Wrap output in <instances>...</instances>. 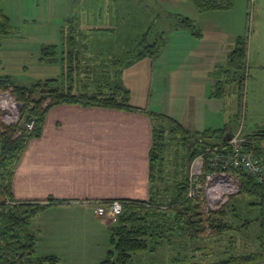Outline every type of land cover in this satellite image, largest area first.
<instances>
[{
    "label": "rangeland",
    "instance_id": "1",
    "mask_svg": "<svg viewBox=\"0 0 264 264\" xmlns=\"http://www.w3.org/2000/svg\"><path fill=\"white\" fill-rule=\"evenodd\" d=\"M91 2L97 7L96 14H101L96 15L97 19H92L95 16L89 18L82 14L92 13L88 12V4L85 0H3L0 7L9 16L11 31L8 34L0 33V74H8L15 84L25 86L41 79L62 78L66 67L60 58L61 26L69 30L68 28L73 25L76 46L81 53L82 62L94 70L89 78L94 80H87L80 69L75 71V76L80 83L84 81L89 85L92 84L90 91L94 92L99 85L112 82L109 74L113 69L110 71L109 55L112 51H118L115 45L112 48L109 44L101 42L105 37L100 33L103 29H106L104 32L106 31L108 36L111 35L115 43H118L120 38L126 39L127 35L124 32L130 31L134 34L135 29L139 30V33L134 34L132 44L135 43L134 39L138 35L141 36L139 42L142 36H148L146 41L150 43L163 32L165 37L163 48L155 57L154 64V72L157 76L162 70L163 76L170 73L173 75L172 69L178 67V60L182 57L189 58L188 54L192 48L201 53L204 59L207 57L218 59L216 72L214 71L215 75H213L218 86L212 91H220L218 87H223L222 95L212 96L209 90L200 102H196V107H192L190 122L186 125L201 131L227 126L232 133L241 131V134L246 136L264 134V0H236L230 10L197 12L196 15L189 9L190 3H193L191 0H92ZM20 3H24L23 8ZM98 4H103V9L98 8ZM114 6L121 10L124 7L123 13L118 10L114 12ZM115 13L119 15L114 16ZM181 17H187L193 22L180 24ZM69 19H72L73 23L66 22ZM107 26H114L117 34L112 27L107 29ZM238 35L247 38V57L243 68L236 71L223 59V56L225 50L233 47ZM105 39L108 40L107 37ZM46 45L58 46L56 61L50 59L55 56L50 53L51 48L46 49L50 54H44L42 49ZM137 45L140 47H131L130 52L126 53V58L121 55L118 58L124 57V61H129L139 49L143 48L144 42ZM123 47L121 44L120 49L126 50ZM101 58L107 61L102 63ZM65 76L67 78L68 74ZM242 78H244L243 85L240 83ZM74 91L77 93L80 91L78 84L75 85ZM157 98L159 102H163L162 105H168L173 101L170 96L162 95ZM163 124L167 129L170 126L168 121H163ZM182 136L179 134L174 136L166 131L165 140L168 145L164 155L166 166L171 171L174 166L178 168V161L181 162V175L188 169V162L184 156L185 140ZM260 146L262 148L259 156L264 163V141L260 142ZM10 170L8 162L0 164V184L5 175L3 173ZM51 216L49 212L45 214L44 227L47 232L44 231L45 234L40 235L34 230V233L37 236V245L40 242L41 245H46L47 252L51 249L59 252L60 256H57L60 258V264H99L98 262L105 258L107 250L113 248L110 235L114 223L102 225L91 220L81 222L77 232H84L87 237L75 238L73 243L68 233L73 232L74 227L69 230L67 226L50 225L53 220ZM100 219L105 221L101 217ZM32 223L34 225V220ZM172 231L173 233L166 232L167 238H164L162 244L154 246L153 250L134 253L131 264H175V259L180 257L183 259L185 256L191 262L212 261L221 258L231 246L236 253H249L260 248V242L254 239V236L259 234V227L255 228L253 234L234 231L233 237L228 233L216 236L210 234L208 230L203 238L194 241L188 236L183 237L178 231ZM37 245L39 253L41 248Z\"/></svg>",
    "mask_w": 264,
    "mask_h": 264
},
{
    "label": "trees",
    "instance_id": "2",
    "mask_svg": "<svg viewBox=\"0 0 264 264\" xmlns=\"http://www.w3.org/2000/svg\"><path fill=\"white\" fill-rule=\"evenodd\" d=\"M3 0H0V4ZM200 13L208 11H226L234 7L236 0H191ZM73 23L72 19L66 20ZM193 22L187 17H181L179 23L189 24ZM61 60L66 67L62 78H49L25 86L17 85L10 75L0 74V88L12 89L18 101L22 104L21 117L23 120L35 119V127L31 131L24 130L16 136L19 125H6L0 121V164L8 162L11 170L4 172L0 184V264H60L57 255H36L37 236L30 229L32 219L49 202L40 200H17L11 191L12 170L17 163L31 138L41 136L48 111L60 104L78 103L83 106H96L111 109L138 111L148 115L154 121L153 144L150 150V174H149V198L120 199L123 202V212L119 219L111 227L110 243L113 246L108 250L105 258L99 264H131L136 252L153 250L154 246L163 243L166 232L178 231L191 240L203 238L209 230L210 234L221 236L232 232L251 233L259 227V234L254 236L255 241L260 242L258 251L249 253H236L231 246L221 258L212 261H195L185 256L177 258L175 264H264V182L260 183L249 176L241 168H231L240 182L239 193L230 195L228 202L219 209L205 214L202 204L188 196L190 186V164L194 158L201 154L205 156L204 175L210 170L209 157L214 154V147L225 146L228 140L224 135L230 129L224 128L206 129L204 131H191L178 120L166 114L137 107L130 102V90L123 83L121 74L125 67L130 66L146 55L156 57L160 54L164 36H159L152 42L146 41L142 36L140 42H144L129 61L112 57L110 59L112 71L110 81L107 84L90 91L88 82H79L75 71L80 69L89 79L94 70L88 68L82 61L81 53L77 48L73 25L66 30L61 26ZM11 31L9 16L0 7V33L8 34ZM68 32V35H66ZM200 33V32H199ZM138 42L137 44H140ZM86 47V45H85ZM139 48L140 46L137 45ZM50 52L52 61H56L58 53L57 45H46L43 52ZM247 57V38L238 35L235 44L228 54V64L234 70L243 68ZM107 60L101 58L103 63ZM122 63V64H121ZM82 67L83 69H81ZM65 74H68L67 78ZM93 77V76H92ZM67 80V81H66ZM94 80V79H93ZM229 80V79H228ZM63 81V84L61 82ZM244 78L240 80L243 85ZM78 84V93L74 91ZM218 86V85H216ZM220 91H215L213 96H221ZM107 90V91H102ZM163 121H168V129ZM166 131L172 135H183L185 154L188 169L181 175V162L178 168L169 169L166 166ZM232 131V130H231ZM255 139V149L258 156L261 153L260 142L264 141V134L247 135ZM218 137V138H217ZM217 138V140H215ZM222 151V150H220ZM260 157V156H259ZM48 199L47 201H52ZM110 200H101L100 203H110ZM233 217V219H231ZM258 225V226H257ZM211 237V236H209ZM167 238V237H166ZM160 239V240H159ZM162 241V242H161ZM182 261V262H181Z\"/></svg>",
    "mask_w": 264,
    "mask_h": 264
},
{
    "label": "crops",
    "instance_id": "3",
    "mask_svg": "<svg viewBox=\"0 0 264 264\" xmlns=\"http://www.w3.org/2000/svg\"><path fill=\"white\" fill-rule=\"evenodd\" d=\"M91 1L85 0L88 12L92 13L82 14L89 18L95 16L92 19H97L101 14H96L97 7ZM22 5L24 3H20L21 7ZM98 6L100 9L104 7L103 4ZM113 9L114 12L124 11V7L123 10L117 6ZM179 9L182 11V8ZM189 9L194 15L198 14L193 3H190ZM109 27L117 30V25L116 28L107 26V29ZM104 30L106 29L98 31L105 35L101 42L109 44L112 48L115 45V49H118L116 52H110V58H118L120 55L126 58V53L130 52L131 47L137 46L141 37L138 35L134 39L136 44H132L134 34L139 33V30L135 29L134 34L130 31L124 32L126 39L119 37L118 43H115L111 35L108 36ZM121 44L126 50L120 49ZM232 48L225 50L224 56L221 54L226 62ZM188 55L189 58L182 57L178 60V67L172 69L173 75L170 73L163 76L162 70L157 76L154 72L155 57L149 55L125 67L121 78L130 90L131 104L166 114L187 126L196 102H200L209 90L212 96L216 91H212L216 86L213 75L218 63L215 57L204 59L195 48H192ZM124 57H121V60H124ZM162 95L170 96L173 101L162 105L163 102H159L157 98ZM153 127L154 121L138 111L83 106L78 103L52 107L46 115L41 136L29 140L17 166L12 170L11 191L17 200H40L50 203L32 219L34 225L31 223L30 229L44 235L47 232L44 227L45 214L49 212L53 219L50 225L67 226L69 230L74 227V231L68 233L70 241L74 243L75 238L87 237L84 232H77L81 222L91 220L102 225L112 223L106 217H101L105 221L101 220L94 211V207L101 200L148 199ZM187 128L191 131H201L190 126ZM48 199L53 200L47 201ZM37 247L41 248L39 253L36 248L38 256H60L59 252L53 249L47 252L46 245H41L40 242Z\"/></svg>",
    "mask_w": 264,
    "mask_h": 264
},
{
    "label": "built area",
    "instance_id": "4",
    "mask_svg": "<svg viewBox=\"0 0 264 264\" xmlns=\"http://www.w3.org/2000/svg\"><path fill=\"white\" fill-rule=\"evenodd\" d=\"M19 104L11 88H0V121L6 125H19L16 136L35 127V119H22ZM205 156H197L190 164L188 191L190 198L202 204L205 214L220 208L230 195L240 190L239 179L231 168H241L256 181L264 182V163L256 152L253 136L242 135L239 131L232 133L227 145L214 147V154L208 160L210 170L201 179L204 175ZM94 211L96 215L116 223L123 212V202L115 199L110 203H98Z\"/></svg>",
    "mask_w": 264,
    "mask_h": 264
},
{
    "label": "water",
    "instance_id": "5",
    "mask_svg": "<svg viewBox=\"0 0 264 264\" xmlns=\"http://www.w3.org/2000/svg\"><path fill=\"white\" fill-rule=\"evenodd\" d=\"M19 109H22V104H19ZM231 136H232V131L229 130V131H227V132L225 133V135H224V139H225V140H230V139H231Z\"/></svg>",
    "mask_w": 264,
    "mask_h": 264
}]
</instances>
